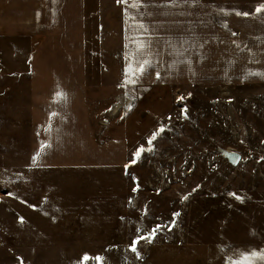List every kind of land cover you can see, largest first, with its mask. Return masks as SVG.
Instances as JSON below:
<instances>
[{"label": "rangeland", "instance_id": "374dc122", "mask_svg": "<svg viewBox=\"0 0 264 264\" xmlns=\"http://www.w3.org/2000/svg\"><path fill=\"white\" fill-rule=\"evenodd\" d=\"M257 3L239 0L238 7ZM111 9L94 21L89 58L99 78L90 113L97 140L126 139L127 162L33 165L23 88L8 90L0 77V264H264V82L189 84L175 65L172 83L125 84ZM15 53L11 61L0 54L1 76L23 73L22 52ZM214 144L239 152L238 166L218 162ZM170 157L176 179L161 191L154 184ZM176 212L171 231L130 250L138 228L168 224Z\"/></svg>", "mask_w": 264, "mask_h": 264}, {"label": "crops", "instance_id": "0c3cea01", "mask_svg": "<svg viewBox=\"0 0 264 264\" xmlns=\"http://www.w3.org/2000/svg\"><path fill=\"white\" fill-rule=\"evenodd\" d=\"M238 2L0 0V54L11 61L15 52L16 57L22 52L16 65L24 62L25 67L21 74L0 77L6 78L8 90L23 88L22 120L26 129L27 109L30 162L42 167L127 162L126 139L97 140L90 113V89L99 78L90 52L96 45L94 21L109 16L112 5L116 9L111 12L119 17L124 83H172L175 65L182 66V80L189 84L264 82V10L256 11L264 8V0L250 11L239 10ZM175 39L182 48L180 59Z\"/></svg>", "mask_w": 264, "mask_h": 264}, {"label": "snow or ice", "instance_id": "6c2138e0", "mask_svg": "<svg viewBox=\"0 0 264 264\" xmlns=\"http://www.w3.org/2000/svg\"><path fill=\"white\" fill-rule=\"evenodd\" d=\"M264 10V8H257L256 11L257 12H260ZM238 15L241 14V13H237ZM243 15L247 16L248 13H243ZM235 35V34H233ZM141 71H143V67L141 66L140 68ZM127 75V73H126ZM157 78H159V74H157ZM125 83H128V81H125ZM182 99V98H181ZM186 111V110H185ZM165 131V129L163 127H161L159 129V132L158 133H153L152 134V137L151 139L148 140V145L150 146L148 148L147 151L151 152V151H154V148L152 147L153 145V141H155L157 139V136L162 134L163 132ZM145 152V149L143 146H141L136 152H135V157L137 159H139L141 157V155ZM35 159V157H34ZM135 162V161H133ZM184 199H187V197H184ZM237 199H239V197H237ZM180 213L176 212V213H173V219L168 223V224H156L154 226H146L145 228L143 229H137V236L135 239L132 240V243H131V248L130 250L133 252V253H137V247L136 245L140 243V241H146L147 243H152V241L156 238V235L158 234V232L160 231V229L162 228H166L168 231H171L172 227H174L175 225V217L176 216H179ZM144 233V234H141V233ZM253 255H255V253H253ZM264 258V257H262ZM97 260H99V258H97Z\"/></svg>", "mask_w": 264, "mask_h": 264}, {"label": "water", "instance_id": "95a60500", "mask_svg": "<svg viewBox=\"0 0 264 264\" xmlns=\"http://www.w3.org/2000/svg\"><path fill=\"white\" fill-rule=\"evenodd\" d=\"M213 152L216 153V160L220 163H226L229 168H235L241 161L242 155L239 152L214 144Z\"/></svg>", "mask_w": 264, "mask_h": 264}, {"label": "built area", "instance_id": "2783aa9c", "mask_svg": "<svg viewBox=\"0 0 264 264\" xmlns=\"http://www.w3.org/2000/svg\"><path fill=\"white\" fill-rule=\"evenodd\" d=\"M175 164V158L170 157L167 160V168L160 170V178L157 176V182L154 184L158 190H166L172 182L175 181V173L172 172V166Z\"/></svg>", "mask_w": 264, "mask_h": 264}]
</instances>
